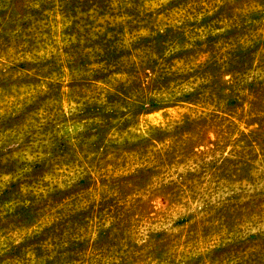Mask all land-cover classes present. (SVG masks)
<instances>
[{
  "label": "rangeland",
  "instance_id": "obj_1",
  "mask_svg": "<svg viewBox=\"0 0 264 264\" xmlns=\"http://www.w3.org/2000/svg\"><path fill=\"white\" fill-rule=\"evenodd\" d=\"M0 264H264V0H0Z\"/></svg>",
  "mask_w": 264,
  "mask_h": 264
}]
</instances>
